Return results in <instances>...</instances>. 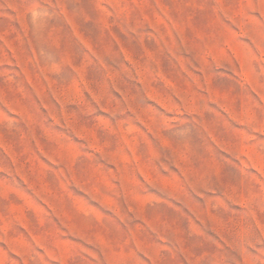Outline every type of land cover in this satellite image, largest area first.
I'll use <instances>...</instances> for the list:
<instances>
[{
  "label": "rangeland",
  "instance_id": "374dc122",
  "mask_svg": "<svg viewBox=\"0 0 264 264\" xmlns=\"http://www.w3.org/2000/svg\"><path fill=\"white\" fill-rule=\"evenodd\" d=\"M0 264H264V0H0Z\"/></svg>",
  "mask_w": 264,
  "mask_h": 264
}]
</instances>
